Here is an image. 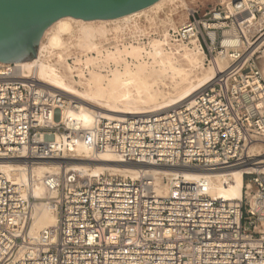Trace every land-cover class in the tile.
<instances>
[{"label":"built area","instance_id":"1","mask_svg":"<svg viewBox=\"0 0 264 264\" xmlns=\"http://www.w3.org/2000/svg\"><path fill=\"white\" fill-rule=\"evenodd\" d=\"M104 45L100 55L116 48ZM130 46L150 47L123 32L117 48ZM163 47L195 48L225 67L187 103L142 116L95 114L86 129L63 120L75 104L45 89L33 70L0 64V161L31 170L79 143L91 159L108 153L171 171L157 182L153 169L83 177L59 165L38 181L49 196L36 198L32 178L23 183L0 169V264H264V0L193 7ZM71 64L83 76L92 68ZM235 169H243L239 200L213 197L206 177L181 174ZM42 210L55 223L32 235Z\"/></svg>","mask_w":264,"mask_h":264},{"label":"bare ground","instance_id":"2","mask_svg":"<svg viewBox=\"0 0 264 264\" xmlns=\"http://www.w3.org/2000/svg\"><path fill=\"white\" fill-rule=\"evenodd\" d=\"M162 1L163 0H158L156 3L149 6V8L159 9L163 4ZM170 1L173 2V0ZM132 15L135 14L132 13ZM132 15H125L126 17L122 16V19H127V17H131ZM72 19L73 18L70 17L61 18L53 23L56 28L48 39V47H42V51L45 50L46 53L52 54L55 50L61 51V49H67V47H63L61 37L65 33L67 34L71 31L70 21ZM93 21L102 22L105 20ZM84 22H87V26H81L79 30L82 34V42H84L78 45V48L88 51L96 50L97 56L94 58L92 56H86L87 54H83L85 59L83 61L80 58L77 59L78 64L83 63L85 66L93 65L97 60L115 62L117 64L123 63L121 69L123 70L124 68V70L122 72H119L121 69L116 68L112 70L109 75H104L106 78L105 80L100 72L93 70L89 71L87 76H83V66H79L72 72L68 68L69 79L66 82V76L60 73L59 68L55 64H50L47 61L39 59L40 56L30 62L15 64L21 70L22 75L33 70L45 89L57 92L73 101L75 108L64 112L63 120L66 122L70 121L72 125L77 126L79 129L90 127L95 114L101 115L104 119L109 116H142L165 112L181 103H187L196 96L202 87L212 80L217 69L221 70L225 67L224 60L220 58H217L214 62L205 66L200 52L193 53L185 47H178L174 51H169L168 53L171 55L174 63L170 58H165V61L162 59L160 63L163 68L160 73L163 72L172 79L179 78L180 81L174 85L172 92L166 95L158 90H154L155 82L153 81L152 74H150L152 70H149L147 63L153 64V52L155 56L161 55L163 52L161 48L165 49L163 46L167 40L168 32L163 34L159 40H154V45L149 43L150 49L148 52H145V48L143 47L130 46L122 48L116 47L113 51H107L106 54L100 55L98 45L92 42V39L95 38V34L99 31H97L96 28L94 29L88 26L90 25L88 21H82L81 23ZM167 22L170 29H175L174 22L171 19H169V21L167 20ZM141 52L146 54L147 59L151 61L147 60L145 63H140L144 61L141 60ZM55 54L57 61L64 60L62 59L64 52L62 54L60 52ZM122 56H129L131 59L133 58L132 60H135L128 62L123 59V62L120 60ZM175 60L180 62L186 61L190 68L186 70L176 67ZM196 69H200V72L197 74L195 72ZM71 73H76L79 79L78 82L72 80ZM262 74L264 76L263 72ZM74 85H84V90L79 91ZM255 149L256 151H259V149L261 151L262 148L258 146ZM70 153L73 155L69 158L43 161L38 164V166L41 167H35L31 170L25 169L23 161H0V169L10 179L23 183H28L32 178L34 183L33 192L36 198H41L43 195L49 196V193L43 189L41 184H37L34 181L38 182L44 174L55 172L56 169L54 170L53 168L59 165H63L65 168L78 172L83 177L96 175L102 172H111L112 174L117 173L135 178L139 171L149 172L153 169V175L157 182H160L161 175H168L169 172H171L170 170L161 169L160 173H156V170H159L158 168L123 163L115 156L108 153L101 154L95 159H91L89 157L91 150L88 147H83L79 143H75L74 146H72ZM242 171L243 169H235L225 173L217 172L206 174L203 172H182L181 174L187 181H193L202 176L206 177L210 180V194L213 197L222 198L224 200H239L242 196L241 190L243 187V180L241 177ZM160 189H164V186L159 185L158 190ZM54 223L55 216L47 210H42L34 218L31 234L35 235L40 229L51 226Z\"/></svg>","mask_w":264,"mask_h":264},{"label":"rangeland","instance_id":"3","mask_svg":"<svg viewBox=\"0 0 264 264\" xmlns=\"http://www.w3.org/2000/svg\"><path fill=\"white\" fill-rule=\"evenodd\" d=\"M228 1L229 0H173L172 2L170 0H163L162 1L163 4L160 6L159 9H153V8L150 9L149 7H147L145 9H142L140 11L133 13L135 15L129 14L128 16L130 15L132 16L127 17V19H122V17H119L116 19L105 20L102 22L101 21H95V22L88 21V24H90L88 26H91L94 29L96 28V30L99 31L97 32L98 34L97 33L95 34L94 36L95 38L93 37L94 39H92V42L98 45V47H106V45H104L105 41H109L110 42L109 46L111 47H118V45L121 44L123 32H125L126 36H129L130 39H133V40L134 39L135 40L145 39V40H148L149 43L154 45L155 44L154 40H159L163 34L168 32L169 30H172L169 28L167 24L168 23L167 20L169 21V19H171L174 22V27L176 28L186 21L187 10L193 7H196V8H199L201 12H203L206 9H211L218 5H224ZM126 16H123V17H126ZM81 22H82L81 20H75V19L74 20L72 19L70 21L71 31L67 34L65 33L61 37L62 42H63V47H67V49L66 50L61 49L62 52L60 50H55L52 53L53 55L46 53L45 50L43 51L41 50L42 47H48V39L56 28L54 24H51L47 29H45L42 36L40 37L38 44H37L36 56L30 61H33L40 56L39 59L47 61L50 64H55L59 68L60 73L66 76L65 78L67 82L69 79L68 78L69 76L68 68L69 70H71V72L75 69V67H73L71 64L72 62L74 65L78 66L77 59L80 58L82 61L85 59V57H83V54H87L86 56L88 57L89 56L96 57L97 55L96 50L88 51L85 48H83L85 50H82V48H78V45L84 42V41L82 42V34L79 31L80 27L87 26V22H84V23H81ZM121 23H127V24L124 25ZM82 24H85V25H82ZM117 26H119V29L115 30V33L111 31L112 29H115ZM143 48H145V52H148L150 49V47L149 49L147 47H143ZM186 49H188L189 51H192L193 53H197V51L191 47H188ZM161 50L163 52L161 53V55H158V56H155L153 52V64L147 63L148 64L147 66L149 67V70H152L151 73L150 72L149 73L152 74L153 81L155 82L154 90H158L159 92L167 95L172 92L174 85L176 83H179L180 79L179 78L172 79L169 75L164 74L163 72L160 73V71H162V68H163L162 64L160 63L162 59L165 61V58H170L172 62L174 63V60L172 59L171 55L168 53L169 51L166 49H162V48ZM59 52L61 54L64 52V55H62V59H64L63 61L62 60L57 61L56 59L57 57L55 53L58 54ZM141 54H142V57H141L142 59L141 58L140 59L144 61L140 63H145V61L147 60L151 61L150 59H147L146 54L142 52ZM201 56L203 57V64L205 66L210 64L209 58L205 59L204 55H201ZM68 57L70 58L71 61L67 62L66 60ZM125 57L126 56H122L120 60L123 61ZM30 61H25V62H30ZM175 62H176V67L178 68H184L186 70L190 68V66L188 65V63H186V61L180 62V61L175 60ZM94 63L95 64L91 66L92 67L91 70L100 72L103 75V76L102 75L100 76H102L105 80L106 78L104 77V75H109L112 70L116 68L121 69L123 67V63L117 64L114 62V65L110 69H108L106 67L107 66L106 62L104 61L97 60ZM259 69L264 73V55L259 59ZM123 70L121 69L119 72H122ZM195 72L196 74L199 73L200 69L199 70L196 69ZM74 75L75 73L73 74L71 73L72 80L74 82H78V79ZM107 81H110V80H107ZM74 86L79 91L84 90V85L82 86L74 85ZM72 155H73L72 153L70 154L67 153L63 157L69 158ZM60 166L63 167V165H60ZM35 167L39 168L41 166L34 165L33 168ZM57 167L58 166H55L53 169L58 170ZM27 170H30V169H27ZM104 173L112 174L111 172H104ZM45 175L46 174H44L43 177ZM112 175L120 176V177H129V176H124L122 174H117V173H113ZM35 182L37 184L39 183L37 181Z\"/></svg>","mask_w":264,"mask_h":264},{"label":"water","instance_id":"4","mask_svg":"<svg viewBox=\"0 0 264 264\" xmlns=\"http://www.w3.org/2000/svg\"><path fill=\"white\" fill-rule=\"evenodd\" d=\"M158 0H0V63L35 58L45 29L61 18L111 20L145 9Z\"/></svg>","mask_w":264,"mask_h":264}]
</instances>
